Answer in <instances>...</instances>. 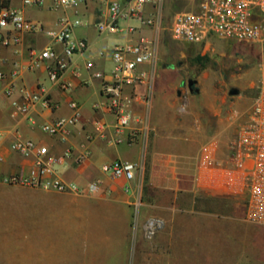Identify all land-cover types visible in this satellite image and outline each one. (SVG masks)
Listing matches in <instances>:
<instances>
[{"label":"crops","instance_id":"1","mask_svg":"<svg viewBox=\"0 0 264 264\" xmlns=\"http://www.w3.org/2000/svg\"><path fill=\"white\" fill-rule=\"evenodd\" d=\"M41 1L38 7L24 8L27 19L46 31H58L61 20H79L73 39L85 40L89 48L71 57L68 69L58 73L57 79L49 76L53 61L32 71L27 64L33 53L47 46L61 55V43L42 34H23L16 47L0 48L4 72L0 81V176L25 173L33 166V155L22 157L10 149L12 142L23 138L48 148L58 160L57 174L64 182L86 186L100 181L101 185L91 194L25 188L18 203L21 241H39L37 227L50 228L58 212L72 216L75 205L90 201L111 213L119 242L147 244L146 264H264V226L246 220L245 194L233 187L228 173L211 164L225 159L227 146L246 120L255 96L244 90L226 96L219 90L209 91L211 86L190 92L185 88V66L168 58L180 50L178 44H164L161 32L140 28L135 20L122 21L125 30L120 34L98 32L94 25L106 22L108 11L96 0L72 9L55 8L53 0ZM113 1L124 7L128 0ZM5 3L23 5L22 0H0ZM156 11L154 5H147L144 16ZM128 26L137 29L130 32ZM141 36L156 42L154 62L138 68L145 79L124 85L117 98L104 94L102 85L114 80L110 50ZM89 61L93 62L90 70L86 68ZM96 72L102 78H94ZM62 81L70 82L72 89L62 90ZM10 83L39 93L51 108L37 104L27 116L16 115L12 102L20 99L19 93L5 95ZM116 99L125 103L132 118L126 128L116 125L111 108ZM71 103L77 105L81 119L66 140L43 133V124L73 115ZM131 130L138 137L128 144ZM114 161L137 164L134 180H114L103 173L102 166ZM3 191L6 188H0V194Z\"/></svg>","mask_w":264,"mask_h":264},{"label":"built area","instance_id":"2","mask_svg":"<svg viewBox=\"0 0 264 264\" xmlns=\"http://www.w3.org/2000/svg\"><path fill=\"white\" fill-rule=\"evenodd\" d=\"M86 0H53L55 8L72 9ZM106 7L107 21L94 25L100 33L120 34L121 22L135 20L140 28L159 33L162 30L163 0H128L123 7L113 0H96ZM183 3L186 9L177 12L172 18L170 27L166 29L170 37L177 42L198 45L208 44L212 39L231 41L239 44L264 45V0H173ZM41 0H22V7H0V48H14L21 43L23 34H42L52 42L63 45L61 55H57L51 46L33 53L27 64V70L32 71L46 62L53 61L50 78L57 79L58 73L65 72L71 57L85 53L89 46L85 40L73 39V30L81 25L79 20L60 21L58 31H46L43 26L25 16V7H38ZM147 5H154L157 11L144 16ZM130 32L137 29L128 26ZM111 60L114 64V80L105 82L102 91L113 98L120 96L123 86L141 82L145 73H137L144 64H151L156 58V42L153 38L141 36L135 42L114 46L111 50ZM88 70L93 68V62L86 63ZM46 69H50L47 65ZM94 78H102L99 72ZM4 79L1 70L0 81ZM87 82H85L86 84ZM60 87L70 91L72 84L62 81ZM19 93V100H14L12 106L16 115L27 116L37 104L43 108H51L50 102L39 93L27 89H17L14 83L8 84L5 95L12 97ZM125 103L117 99L111 104L118 128H126L131 122L130 114L124 109ZM70 107L74 113L70 118L58 119L50 124H43L41 130L50 136H56L61 141L66 140L70 129L76 126L81 114L75 103ZM183 111L184 106L181 108ZM97 131L100 126L95 127ZM138 132L131 130L127 143L136 142ZM12 152L35 158L33 166L25 173L0 176V183L6 185L32 187L43 191H53L60 194H89L99 190L101 182L94 181L86 186L64 182L57 174L58 160L49 154L48 148L39 146L32 140L18 138L11 143ZM213 166L228 173L232 185L246 196V220L264 226V62L259 65V78L256 96L250 112L244 123L239 126L235 137L227 146V154L223 161L212 162ZM138 166L127 161H114L104 164L102 171L110 178L125 182L134 180Z\"/></svg>","mask_w":264,"mask_h":264},{"label":"rangeland","instance_id":"3","mask_svg":"<svg viewBox=\"0 0 264 264\" xmlns=\"http://www.w3.org/2000/svg\"><path fill=\"white\" fill-rule=\"evenodd\" d=\"M161 8V41L179 45L180 50L173 51L168 58H175L177 65L185 66L188 80H197L194 90L211 86L207 90H219L226 96L233 90H244L256 96L264 45L218 39L198 45L174 41L166 29L174 15L185 10L186 5L163 0ZM2 187L7 191L0 194V264H146L147 244L119 242L118 228L109 218L111 213L100 210L90 201L75 205L72 216L65 211L58 212L50 228L37 227L39 241L22 242L18 203L28 187L0 184ZM44 230L51 233L47 236Z\"/></svg>","mask_w":264,"mask_h":264},{"label":"water","instance_id":"4","mask_svg":"<svg viewBox=\"0 0 264 264\" xmlns=\"http://www.w3.org/2000/svg\"><path fill=\"white\" fill-rule=\"evenodd\" d=\"M197 85V80L195 79H190L187 82V88L190 92H198V89L194 90V86ZM237 94V90H233L230 92V95H234Z\"/></svg>","mask_w":264,"mask_h":264},{"label":"trees","instance_id":"5","mask_svg":"<svg viewBox=\"0 0 264 264\" xmlns=\"http://www.w3.org/2000/svg\"><path fill=\"white\" fill-rule=\"evenodd\" d=\"M6 6H8V4H0V7H6Z\"/></svg>","mask_w":264,"mask_h":264},{"label":"flooded vegetation","instance_id":"6","mask_svg":"<svg viewBox=\"0 0 264 264\" xmlns=\"http://www.w3.org/2000/svg\"><path fill=\"white\" fill-rule=\"evenodd\" d=\"M194 87H196V85Z\"/></svg>","mask_w":264,"mask_h":264}]
</instances>
